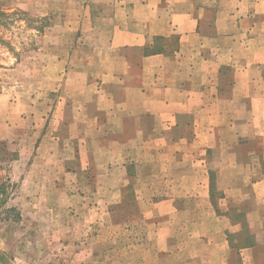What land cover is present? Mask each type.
I'll return each mask as SVG.
<instances>
[{
  "label": "crops",
  "instance_id": "1",
  "mask_svg": "<svg viewBox=\"0 0 264 264\" xmlns=\"http://www.w3.org/2000/svg\"><path fill=\"white\" fill-rule=\"evenodd\" d=\"M94 1L108 55L37 153L79 131L64 173L99 204L56 227L114 223L125 264H264V0Z\"/></svg>",
  "mask_w": 264,
  "mask_h": 264
},
{
  "label": "rangeland",
  "instance_id": "2",
  "mask_svg": "<svg viewBox=\"0 0 264 264\" xmlns=\"http://www.w3.org/2000/svg\"><path fill=\"white\" fill-rule=\"evenodd\" d=\"M104 10L94 0H0V264H125L113 258L121 250L114 223L56 227L68 207L99 204L85 175L64 173L80 132L37 153L40 141L56 135L68 72L96 75L108 55ZM59 134H66L63 125ZM96 214L83 212L91 220ZM82 228L84 238L72 243Z\"/></svg>",
  "mask_w": 264,
  "mask_h": 264
}]
</instances>
